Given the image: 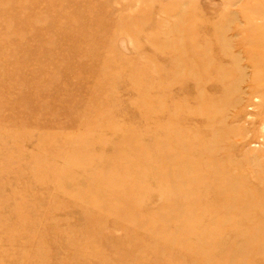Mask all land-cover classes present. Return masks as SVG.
<instances>
[{
    "label": "rangeland",
    "instance_id": "obj_1",
    "mask_svg": "<svg viewBox=\"0 0 264 264\" xmlns=\"http://www.w3.org/2000/svg\"><path fill=\"white\" fill-rule=\"evenodd\" d=\"M0 264H264V0H0Z\"/></svg>",
    "mask_w": 264,
    "mask_h": 264
},
{
    "label": "bare ground",
    "instance_id": "obj_2",
    "mask_svg": "<svg viewBox=\"0 0 264 264\" xmlns=\"http://www.w3.org/2000/svg\"><path fill=\"white\" fill-rule=\"evenodd\" d=\"M223 36V35H222Z\"/></svg>",
    "mask_w": 264,
    "mask_h": 264
}]
</instances>
